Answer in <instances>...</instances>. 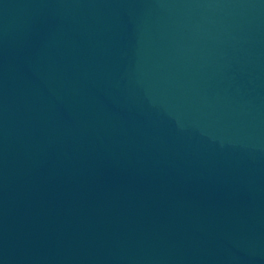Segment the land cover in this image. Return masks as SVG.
<instances>
[{
  "label": "water",
  "instance_id": "1",
  "mask_svg": "<svg viewBox=\"0 0 264 264\" xmlns=\"http://www.w3.org/2000/svg\"><path fill=\"white\" fill-rule=\"evenodd\" d=\"M0 264H264V0H0Z\"/></svg>",
  "mask_w": 264,
  "mask_h": 264
}]
</instances>
